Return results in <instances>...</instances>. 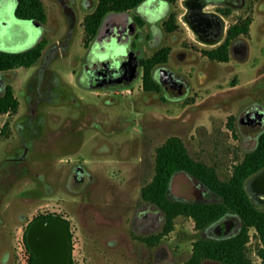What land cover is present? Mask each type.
Returning <instances> with one entry per match:
<instances>
[{
  "label": "rangeland",
  "instance_id": "rangeland-1",
  "mask_svg": "<svg viewBox=\"0 0 264 264\" xmlns=\"http://www.w3.org/2000/svg\"><path fill=\"white\" fill-rule=\"evenodd\" d=\"M42 1L47 19L41 25L16 17V0L0 3V49L23 50L39 39L47 41L31 66L0 71L20 102L17 112L0 113V264L18 259L22 264L23 229L30 217L45 211L70 218L74 264H184L198 239L221 236L216 227L222 221L233 220L228 235L239 232L243 220L235 213L205 228L178 215L159 242L147 244L141 236L162 232L166 218L160 206L143 198L142 187L155 176L157 149L170 136L180 137L189 153L214 166L222 179L257 146L264 123L248 129L241 118L251 106L264 110V0H246L226 17L228 25L237 17L251 20L249 32L241 34L248 53L231 52L227 61L202 53L211 46L195 42L193 31L180 19L185 10L181 1L172 5L180 24L165 32L159 45L172 47L166 65L186 80L180 96L145 90L141 75L120 87H87L86 78L79 80L89 45L84 43L83 20L98 0H86L88 5L66 0L75 20L60 0ZM116 44L114 48H128ZM119 63L115 58L110 67ZM76 162L92 175L83 185L69 181ZM168 194L185 200L220 199L186 171L174 173ZM152 213L160 220L144 229L145 214ZM262 247L257 230L250 227L251 264H262ZM202 264L227 263L205 258Z\"/></svg>",
  "mask_w": 264,
  "mask_h": 264
},
{
  "label": "trees",
  "instance_id": "trees-1",
  "mask_svg": "<svg viewBox=\"0 0 264 264\" xmlns=\"http://www.w3.org/2000/svg\"><path fill=\"white\" fill-rule=\"evenodd\" d=\"M143 0H98L94 10L84 17V42L87 45L95 36L104 16L112 10L133 8ZM15 15L20 19L44 22L47 12L42 0H16ZM173 22V20H170ZM168 21V28L173 29ZM250 18L240 21L229 28L227 39L219 46L204 50L211 59L227 61L230 56V43L234 36L248 33ZM46 39H39L33 46L23 50L0 49V71L20 66H31L41 56ZM169 48L156 50L153 55L142 60L144 66L143 87L147 91L160 90V84L153 75L154 68L167 61ZM19 99L12 85L5 84L0 92V113L18 111ZM264 167V131L259 135L257 146L248 151L243 159L235 164L232 174L222 179L212 165L194 158L184 141L178 136H170L157 149L156 173L153 179L142 187L145 200L154 202L165 212L166 223L162 232L143 237L149 244L160 241L168 233L178 215L192 217L198 228H205L228 213H235L243 220L242 229L233 235L202 237L198 239L193 252L184 264H202L203 259L211 258L227 264H251L247 253L249 228L254 227L264 245V207L255 203L246 188L247 179ZM177 171H186L198 178L220 196L219 200L198 201L171 198L168 187ZM264 264V247L260 249Z\"/></svg>",
  "mask_w": 264,
  "mask_h": 264
},
{
  "label": "flooded vegetation",
  "instance_id": "flooded-vegetation-1",
  "mask_svg": "<svg viewBox=\"0 0 264 264\" xmlns=\"http://www.w3.org/2000/svg\"><path fill=\"white\" fill-rule=\"evenodd\" d=\"M60 1L64 4L68 17L71 20H75L76 13L71 5L66 3L68 1ZM163 1L143 0L133 8L108 12L101 21L95 36L86 47L87 50L83 58L79 80L86 78L87 82L85 85L93 89L120 87L124 84L118 83L107 87L102 85L118 79H124L132 62L137 61L135 78L141 75L143 81L144 66L142 60L151 56L146 55V51L157 44H161L165 32L176 31L179 27L180 19L193 31L195 42L211 46L202 50V53L210 58L205 54L204 50L212 49L222 44L228 37L229 28L237 24L240 19L245 18V16L242 18L237 17L230 25L227 24L226 20V17L231 16L233 9L244 7L246 0H207V3L202 7L199 6L202 0ZM179 1L185 8L180 19L179 14L172 10V5ZM87 3L89 4L90 2L85 0V5H88ZM97 3L94 5V9ZM210 5L218 7L209 8ZM170 20H173V22ZM168 21L172 23L173 29L168 28ZM38 23L41 25L40 22ZM241 34L243 33L237 34L231 40L230 53L232 52L234 55L248 53V45L243 42ZM218 38L220 39L216 40ZM116 43L120 45L126 44L128 48L126 51H123L120 46L114 48L113 46ZM167 47L169 48L167 61L159 63L154 68L153 75L159 82L160 89L165 90L166 93L172 96H180L187 89L186 80L166 65L170 58L172 47L159 45L156 50ZM190 49H192V45ZM185 53L186 50L180 51L181 57ZM115 58H120V63L118 67L111 68L110 64ZM176 78H182L184 81L185 90L182 93H176L171 90ZM249 116L258 119V125L264 123V110L260 107L251 106L244 112L241 120ZM89 179H92V175L85 165L80 162L72 165L69 177L70 182H74L76 185H83ZM151 204L157 205L154 202H151ZM145 218L144 229L153 227L156 221L160 220L159 214L155 213H152V216L145 214ZM33 223L37 225V228L29 232ZM145 236H149V234L142 235L141 240L149 244L144 240L143 237ZM72 241V227L70 218L67 215L56 211L37 213L30 217L26 227L23 229L25 259L22 264H74ZM17 254L22 257L20 252ZM19 260L15 264H20Z\"/></svg>",
  "mask_w": 264,
  "mask_h": 264
},
{
  "label": "water",
  "instance_id": "water-1",
  "mask_svg": "<svg viewBox=\"0 0 264 264\" xmlns=\"http://www.w3.org/2000/svg\"><path fill=\"white\" fill-rule=\"evenodd\" d=\"M207 3V0H202V2L199 3V6L202 7L204 4ZM189 24L191 25V23L189 22ZM192 26V25H191ZM220 38L216 39L219 40ZM215 40V41H216ZM137 74V61H133L130 69L128 72H126V77L124 79H118L117 81H113L111 83H106L102 86H114L116 84H124L127 85L129 84L136 76ZM184 81L182 78H176L173 86L171 87V90L176 92V93H182L185 90V86L183 85ZM5 86V82L3 81V79L0 77V90H2ZM241 122L248 127V129L251 128H257L258 126V119H256L253 116H249L248 118L242 119ZM170 184L171 181L169 183V188H170ZM248 190L249 192L253 195V197L255 198L256 201L259 202H264V199H259L258 196H263L264 197V167L259 170L258 172H256L250 179L249 183H248ZM233 227V220L229 219V220H224L221 223H219L217 225V231L221 236H226L229 234V232L231 231ZM37 228L36 224H32L30 227V231H33Z\"/></svg>",
  "mask_w": 264,
  "mask_h": 264
},
{
  "label": "bare ground",
  "instance_id": "bare-ground-1",
  "mask_svg": "<svg viewBox=\"0 0 264 264\" xmlns=\"http://www.w3.org/2000/svg\"><path fill=\"white\" fill-rule=\"evenodd\" d=\"M258 198H259V199H264V197H263V196H260V195L258 196Z\"/></svg>",
  "mask_w": 264,
  "mask_h": 264
},
{
  "label": "crops",
  "instance_id": "crops-1",
  "mask_svg": "<svg viewBox=\"0 0 264 264\" xmlns=\"http://www.w3.org/2000/svg\"><path fill=\"white\" fill-rule=\"evenodd\" d=\"M3 0L0 1V3L2 2ZM15 10V9H14Z\"/></svg>",
  "mask_w": 264,
  "mask_h": 264
}]
</instances>
